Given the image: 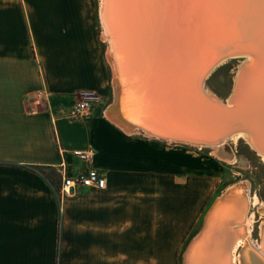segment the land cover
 Wrapping results in <instances>:
<instances>
[{
	"label": "crops",
	"instance_id": "0c3cea01",
	"mask_svg": "<svg viewBox=\"0 0 264 264\" xmlns=\"http://www.w3.org/2000/svg\"><path fill=\"white\" fill-rule=\"evenodd\" d=\"M96 15L100 37L89 0H0V264H181L221 195L193 146L125 132L105 104L69 117L78 91L113 87L99 0ZM88 146L106 186L60 197L46 176L59 185V149L75 175L87 164L71 150Z\"/></svg>",
	"mask_w": 264,
	"mask_h": 264
},
{
	"label": "water",
	"instance_id": "95a60500",
	"mask_svg": "<svg viewBox=\"0 0 264 264\" xmlns=\"http://www.w3.org/2000/svg\"><path fill=\"white\" fill-rule=\"evenodd\" d=\"M104 17L123 74L126 67L129 75L124 93L135 108L143 105L135 127L146 126L163 139L208 145L241 132L264 153V0H106ZM235 54L244 60L252 55L255 62L241 71L228 104L205 91L203 81L218 61ZM113 83L109 110L115 113L119 88L116 79ZM114 119L126 127L123 119ZM223 195L211 204L197 237ZM242 197L238 238L246 235L249 210L246 194ZM236 240L228 243L222 264H231ZM192 242L185 246L181 264ZM249 258V264H264V240Z\"/></svg>",
	"mask_w": 264,
	"mask_h": 264
},
{
	"label": "bare ground",
	"instance_id": "6f19581e",
	"mask_svg": "<svg viewBox=\"0 0 264 264\" xmlns=\"http://www.w3.org/2000/svg\"><path fill=\"white\" fill-rule=\"evenodd\" d=\"M100 1V25L102 22V40L107 41L109 45V49L107 52V58L108 61L112 67L113 70V81L112 84H114V79L118 82V95H119V103H118V109L115 113H112L113 111H110L108 109L107 116L115 122L116 125H118L120 128H122L125 132L128 133H136V132H142L147 136L157 138V139H163L159 135L155 134L152 129L147 128L146 126H143V129L140 130L137 127V124L139 123L138 120H136L135 116L139 114L138 110L143 107V105L136 103V108L132 106L131 97L129 95H125L124 91V80H128L127 78V69H125V76L123 74V68L121 64V58H120V52L118 51L117 47L114 45L112 36L110 35L108 26L105 22L104 17V6L106 0H99ZM131 37H133L131 35ZM236 56H242L239 54L228 56L221 61H218L214 67L208 71L204 81H203V88L205 91H207L211 96L215 97L217 100L231 104L234 94L236 93L239 77L241 76L240 73L249 65H253L255 62V58L251 55L243 59L242 64L239 66L233 83V88L230 93V96L228 97V100L223 101L221 98L213 95L210 91H208L205 87V82L209 74L214 70L215 67H217L220 62H223L226 59L236 57ZM130 63V62H129ZM125 66V65H124ZM131 66V63H130ZM133 67V66H131ZM129 76V75H128ZM114 88V85H113ZM145 108V107H144ZM144 111V109H143ZM112 113V115H110ZM114 117H118L120 119H123L124 124H126V127H123L118 121L114 119ZM143 121V120H142ZM143 123V122H142ZM128 128V129H126ZM244 139L247 144L255 151L257 152L259 156H261L262 161H264V153H262L253 143L252 139L247 137L244 133H236L234 135H231L229 138L224 139L223 141H220L216 144H201V143H195L190 141H177L173 139H164L169 142L173 143H180L183 145H190L193 147H197L199 149L202 148H211L212 153L219 157H223L226 162L227 160H234V155L232 153V150L229 148L228 140H235L237 138ZM257 151H256V150ZM224 161V160H223ZM243 184L244 186L240 185ZM246 183H242L241 181L237 184H234L233 186L229 187L224 193H222L223 197L222 199H217L215 204L213 205L212 209L209 211V213L206 216L205 225L200 233V235L197 237H194L192 240L193 242L189 246L188 250L185 253L184 256V263L183 264H222L223 255L225 254L226 247L228 243L235 239L236 242L231 248V264H249L250 258L249 253L250 251L257 252L261 249L263 246V240H264V223L260 226V238L257 243L252 239L251 237V231H252V221H253V214L250 213V199L247 195L246 190ZM243 194H246L247 201L249 202V210L246 214V217L244 219L245 229H246V235L244 237L239 236V221L241 219V211L243 206ZM220 195V196H222ZM219 196V197H220ZM218 197V198H219ZM257 201L256 198H254V202ZM211 207V206H210ZM264 212V209H262ZM208 212V211H207ZM206 212V213H207ZM263 214V213H262ZM206 215V214H205ZM204 219V218H203ZM241 227V226H240ZM241 229V228H240ZM199 232V231H198ZM191 240V241H192ZM190 241V242H191ZM231 241V242H232ZM262 246H261V244Z\"/></svg>",
	"mask_w": 264,
	"mask_h": 264
},
{
	"label": "rangeland",
	"instance_id": "374dc122",
	"mask_svg": "<svg viewBox=\"0 0 264 264\" xmlns=\"http://www.w3.org/2000/svg\"><path fill=\"white\" fill-rule=\"evenodd\" d=\"M91 4V11L93 16V24L96 26L97 34L100 37V27L97 20L96 10H97V0H89ZM99 10H100V1H99ZM100 15V12H99ZM75 16V24L74 26L77 27L78 22L82 19L78 17L76 14ZM89 18L87 19V21ZM49 25L48 33L54 37L59 35V27L58 24L55 22H51ZM45 26V27H44ZM44 28L46 25L44 24ZM102 28V22H101ZM47 30V29H46ZM102 32L101 29V40H102ZM46 34V32L44 33ZM103 41V40H102ZM105 42V43H104ZM103 50H106V54L109 49V45L107 41H103ZM243 58L242 56H236L220 62V64L214 68V70L209 74L206 79L205 87L208 91H210L213 95L215 94L223 101L228 100L230 93L232 91V84L234 83V78L236 75V71L240 64H242ZM111 67V65H110ZM112 71V81H113V70ZM101 94V93H100ZM77 96V93H76ZM105 103L108 106L112 105L114 92L113 87L110 88L104 95ZM37 108H43V104L40 102L38 103ZM171 143V142H169ZM183 145L180 143H174L169 146L177 147V145ZM229 148L232 150L234 155V160H226L222 157H217L212 153L211 148H202L199 149L197 147H190L192 152H196L198 155H203L210 157L212 159L213 165L217 169V174L220 177V188L216 194V197L220 194L224 193L223 191L228 187L233 186L236 183L244 182L246 183V190L247 195L250 199V213L253 214V221H252V231L251 237L257 243L260 238V226L264 223V161H262L261 156L257 155L258 153L255 152L247 142L240 138L235 140H228ZM178 145V146H179ZM216 157V158H215ZM218 158V159H217ZM224 160V161H223ZM48 180L51 182L53 187L56 188V176L48 174L46 175ZM226 191V190H225ZM215 197V198H216ZM254 198L257 201L254 202ZM263 213V214H262Z\"/></svg>",
	"mask_w": 264,
	"mask_h": 264
},
{
	"label": "built area",
	"instance_id": "2783aa9c",
	"mask_svg": "<svg viewBox=\"0 0 264 264\" xmlns=\"http://www.w3.org/2000/svg\"><path fill=\"white\" fill-rule=\"evenodd\" d=\"M96 104L105 103L104 97L95 90H80L77 92L75 102L69 110V117L75 119L90 118L91 111ZM63 150L60 148L61 155L60 163L57 165L59 185L55 188L60 197L74 195L81 187H93L102 189L106 186L105 176L96 168L89 166L93 161L96 149L93 146L86 148H76L71 150V153L79 160L84 162L85 168L80 170L75 175H68L66 172V163L63 158Z\"/></svg>",
	"mask_w": 264,
	"mask_h": 264
}]
</instances>
